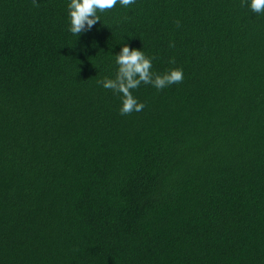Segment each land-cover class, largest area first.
<instances>
[{
  "label": "trees",
  "instance_id": "16d2710c",
  "mask_svg": "<svg viewBox=\"0 0 264 264\" xmlns=\"http://www.w3.org/2000/svg\"><path fill=\"white\" fill-rule=\"evenodd\" d=\"M68 2L0 0V264H264V14L135 0L76 38ZM125 43L184 78L121 115Z\"/></svg>",
  "mask_w": 264,
  "mask_h": 264
},
{
  "label": "clouds",
  "instance_id": "9594fccd",
  "mask_svg": "<svg viewBox=\"0 0 264 264\" xmlns=\"http://www.w3.org/2000/svg\"><path fill=\"white\" fill-rule=\"evenodd\" d=\"M242 2L252 12L264 14V0H242ZM134 3L135 0H69L67 4L68 31L78 38L82 33L91 30L94 24L101 22L98 12L112 9L117 4L127 8ZM113 56L117 65L115 77H105L97 83L120 96L119 113L121 115L140 112L144 109L145 105L132 94V90L142 83L161 90L181 82L184 78L183 70L180 68L169 69L162 74L154 73L151 70L152 59L147 57L141 49L130 48L126 43ZM170 62L174 63V61Z\"/></svg>",
  "mask_w": 264,
  "mask_h": 264
}]
</instances>
